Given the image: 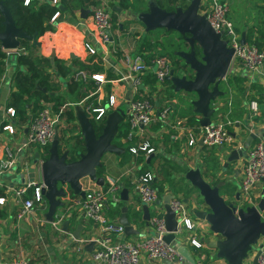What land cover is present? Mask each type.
Masks as SVG:
<instances>
[{
	"label": "crops",
	"instance_id": "0c3cea01",
	"mask_svg": "<svg viewBox=\"0 0 264 264\" xmlns=\"http://www.w3.org/2000/svg\"><path fill=\"white\" fill-rule=\"evenodd\" d=\"M98 1L100 2V6L104 7L114 3L110 9L115 10L118 13V28L112 29V32H120L119 34H117L118 32L116 34L113 33V43L115 40L118 41V43L115 42L117 45H115L116 49L114 54L108 56L104 55L102 48L97 41L96 32L90 19L91 9L93 7L82 8L73 14L62 11L55 20V30L53 32L45 33L43 36L37 39V42L40 44V46L38 47L36 54L46 59L56 58L57 60L66 64H69L73 61L81 63L88 62L89 67H92V64L97 63V60H100L99 72L93 74L91 73L89 78L92 79V76L94 75L103 76L104 82L98 84L92 79L94 81V85L96 86V98L91 100L89 105L94 107L107 106L108 97L111 95L114 96L115 107L110 109L108 112H119L124 117L123 122L126 124L128 110L127 101L130 99L131 94L127 82L124 80L121 81L123 76L126 74V69L122 63V58L124 55H134L138 51L142 39H144L145 35L142 36V34L147 33L145 32L144 26L138 23L137 15L134 13L133 7L124 11L118 6L119 4L117 0ZM86 11H88V13L84 16L83 12ZM263 17L264 16L261 15L257 20H255V23L257 22L258 24L263 19ZM229 19L231 20L230 17ZM233 25L240 36L243 33L245 34V42H247V27L245 29L243 27V29L238 30L235 26V23H233ZM139 39L141 40L139 41ZM86 45L92 47L96 54L90 55L86 49ZM16 52L10 53L11 57L8 60L7 68L0 85V189L4 190V198L7 200L4 205H0V264H7L12 258L19 256L21 253L24 256L25 254L31 256L34 260L38 258L39 260L36 261V264H92L90 257L96 246L93 241L101 235V232L98 225L84 220L77 211H72L71 213L67 214L64 222H68V227L66 231H64L63 227L61 226V232H54L49 226L39 224V221L42 218L45 219V213L47 210L45 206H36L28 218L23 220L16 219V214L20 204L22 203V199L19 200L16 196V193L13 190L11 191V189L16 188V186H20V183H17V181L19 182V179L26 173L32 161L38 156L37 148L35 146H26L28 136L27 125L16 124L14 119L7 113V110L9 109L7 104L11 93L12 77L16 68L14 58V54H16ZM230 75H236L243 78V81H241L239 85L243 88V95L238 97L237 103L234 105V108H232L237 111L240 117L239 120L234 121L239 122L241 127L238 130V128L234 125V127L230 128L229 130H231L233 133L239 131L234 137L235 146L241 145L242 147L249 148L255 139L250 145H248L247 140L251 133H249L247 129L245 130L243 127L247 126L248 128L254 125L256 130L255 132L259 136L264 132V117H262L264 115V83L250 81L247 73L236 64L230 66L227 78ZM226 82L227 81H224L221 85L226 86ZM251 83H256L258 85L250 86ZM161 88H158L157 92L160 91ZM163 89L165 91V87ZM170 90L172 91V88H170ZM146 91H149L148 87H146ZM225 91L226 90H224V93ZM127 92H129L128 99H126ZM260 94L263 96L262 99H260ZM174 95L175 94L172 93L169 96L172 97ZM226 98V96L218 98L215 105H213L214 108H221L224 105V100ZM162 99L166 102L167 98L163 94H160L159 98L156 100H153L152 98L157 111L162 108L160 102ZM170 99L171 98L169 97V100ZM175 102V99H172L169 106L176 105ZM83 105L84 103H80L77 106L81 108ZM160 105L161 108H159ZM254 107L258 111V116L251 118V111ZM81 109L83 110V108ZM219 113H222V111L217 109L212 120H214ZM198 118L200 119V116H198ZM6 125L13 127V134L3 131V127ZM241 130H243V133H240ZM150 131H146L145 140H147L150 146L153 148L151 138L147 137L150 135ZM152 135H154V133ZM120 139L121 138L116 139V145H119L118 147L123 148L125 152H127L126 145H121V143H119ZM171 142L174 146H176L177 141L174 143L171 140ZM235 146L229 150V154L231 151L235 150ZM6 148H10L15 157L14 165L8 169L3 167V162L7 159L5 155ZM195 150L198 156L194 162V167H188L186 165L184 166L189 169L199 168L201 172H203V170H205V167L203 168V166H210L212 164H209V162L217 161L221 167L219 173H223L224 175L228 174L226 176H228V178L230 177L232 180L231 182V180L226 181L223 178H220L226 184L221 190V195L224 198H234L233 196H235V193H237L238 185L240 183V172L237 165L239 159L234 164H229L226 170H223V164L226 162L227 157L229 156V154H227V150L220 148H213V150L208 149L202 145V143H200V140L198 141ZM212 151H214V153ZM122 155L117 156L113 154H105L103 156L100 169L102 173L101 177L104 179V185L102 188L106 187L107 181H114L121 185L122 190H125V201L121 199V203H123L121 209L124 207L127 208V218L130 221L133 230L136 231L137 234L126 235L124 233V236L116 239L135 242L140 241L145 237L153 236L154 233L152 231L151 235H147L144 230L149 226L145 225L143 219L142 221L144 223L140 224L137 220H135L136 218L131 215L132 210L136 209L137 212L141 213L142 218L141 207L143 205L139 203L131 184L133 178L140 171V165L136 164L134 161L123 163ZM151 156H163L167 159L169 158L173 160V158L170 156L151 154L149 155L148 160H146L148 163L151 159ZM211 156L213 158H211ZM159 161V159L154 158L153 165L149 170L144 166L146 170L153 174L154 181L156 178L158 181L162 180L159 173L157 172V166L162 163V161ZM173 162L179 166H183L175 160ZM170 172H172V175L168 179V182H164L163 185L165 190L163 194L159 196L160 199L168 194H172L174 196L180 195L183 198V201L185 200L186 204L193 205L195 210H203L201 199L198 197L196 190L191 188L190 194H188V197L186 196V191L189 190L187 187L189 186L181 179L184 177L185 173L182 174V177L180 178L181 180L177 181L174 186H171L170 180H172L173 174L179 173L177 170H170ZM207 174H209V171L206 173V178ZM81 185L82 190L85 192L97 187L87 178H84L81 181ZM261 185L263 186L264 182L261 183ZM257 186L254 189V193L260 196L262 189L257 188ZM114 206L117 205L109 206L105 211L106 218L112 222H116L122 214L121 212L118 217L112 219V216L109 214L111 212L110 210L113 209ZM159 208L163 213L162 207L159 206ZM62 210L63 208L58 209L57 213L62 212ZM191 219L194 224V228L192 230H184L180 232L177 239L172 244V247L175 249H177L179 246L186 247L191 256H193L196 260V264H203L205 255L202 254V252L206 253L207 255L208 261L206 264H226L224 261L216 259V252L210 249L208 246L209 242H212L217 238L207 231L206 224L204 222L195 219L193 216ZM78 226L81 227L80 237L79 240H75L72 235ZM193 239H196L201 244V249L196 250L191 245V241ZM82 241L88 242L81 245ZM90 244L93 245L90 247ZM259 245L264 247L263 239ZM79 248L81 249L78 251ZM142 262L144 264H162L160 261L148 262L146 259H143Z\"/></svg>",
	"mask_w": 264,
	"mask_h": 264
},
{
	"label": "built area",
	"instance_id": "2783aa9c",
	"mask_svg": "<svg viewBox=\"0 0 264 264\" xmlns=\"http://www.w3.org/2000/svg\"><path fill=\"white\" fill-rule=\"evenodd\" d=\"M29 1L25 0V5ZM52 2L56 4L58 0H52ZM227 5L228 2L226 0H200L198 14L205 16L213 31L221 34V38L226 41L227 47L232 49L231 66L238 65L247 73L250 81L264 83V52L260 51L251 42L241 43V36L237 33L233 23L229 19ZM58 16L59 13H55L51 18V22H54ZM90 19L104 55L114 54L116 48L113 46L112 39L111 12L104 6L93 7ZM86 49L90 55L96 54L95 50L89 45H86ZM11 52L13 51H7L6 54L10 55ZM122 63L126 69V74L121 81L127 82L131 95L127 101L126 124L128 132L125 138L119 140V143L126 145L127 151L134 158L141 160L139 164L140 171L133 178L131 184L139 203L149 208L150 217L148 226L152 229L154 235L135 242L116 239L124 236V227L116 222L109 221L105 216V211L109 206L118 205L121 202L120 193L122 187L118 182L114 181H107L105 188L94 187L86 191L84 198L67 195L61 200L63 204L61 207L63 208L62 212H56L51 223L42 218L39 224L49 226L54 232H61V226L67 214L77 211L84 220L98 225L101 235L93 241L96 246L90 257L92 264H140L143 259H146L148 262L164 260L182 263L184 261L183 257L178 254L172 245H167L163 240L167 232L164 220L160 217L162 210L156 205L160 197L153 186V174L144 167V162L148 160L149 155L154 153V149L145 140L146 131H148L153 123L160 122L162 126H164L163 124L168 125L167 120L172 114L171 106L163 107L157 111L152 99H141L138 97V90L142 87V78L148 71L152 70L154 78L157 81L156 88L158 89L163 86V82L169 75L172 66L167 57L156 56L148 64L141 55L137 54L124 55ZM87 78L89 76L84 71H79L74 75V80L76 81L82 80L85 82ZM92 79L98 84L104 82L103 76L94 75ZM232 94L233 91H229L225 101L228 109L227 112L225 114L219 113L214 120L211 119L209 126L196 129L191 128L190 130L183 126L180 127L178 124H169L168 126L172 130L186 132L184 136L187 147L192 148L197 146L198 141L202 139V145L205 147L227 150V154H229V150L235 146L234 138L231 135L233 132L229 129L234 127V125L236 126V124H238V130L241 127L239 122L232 121L230 118ZM114 107L115 100L114 96L111 95L108 97L107 106L94 107L83 105L81 108H83V111L89 118L94 121H100L103 118L105 119L109 113L108 111ZM214 109L217 111L216 108ZM7 113L10 117H14L13 109H8ZM251 114V118L258 116V111L255 107L252 109ZM59 124L60 120L58 116L47 106L39 111L27 125L28 136L26 146L31 145L37 148L38 166L45 160L46 147L52 142L56 131L58 132ZM243 128L257 136L253 144L249 148H245L242 157L239 158L237 163L240 172V183L237 189L240 204L243 207H250L255 206L259 198V195L254 193V189L258 184L264 182V139L255 132L254 125L248 128L244 126ZM3 131L9 134L14 133V129L10 125L4 126ZM171 140L173 142L177 141L178 137L172 136ZM240 148H242L241 145L235 146V150H239ZM5 155L7 159L3 162V167L8 169L14 165L15 157L10 148L5 149ZM43 187L41 172L37 169L31 184L20 185L11 189V191L13 190L16 193L19 200L22 199V203L16 214L17 220L28 218L36 206H45L46 201L42 195ZM28 193L31 196L25 198ZM6 202L5 198H0V205H4ZM151 206L153 207L151 208ZM169 207L175 214L178 232L194 228L191 217L187 216L185 212V204L181 196H174L169 203ZM87 242L82 241L81 245ZM191 245L196 250L202 247L196 239L191 241ZM258 250L260 251V255L257 264H264V247L261 249L256 248L249 253L243 264H253V259ZM7 264L32 263L30 259L21 253L19 256L12 258Z\"/></svg>",
	"mask_w": 264,
	"mask_h": 264
},
{
	"label": "water",
	"instance_id": "95a60500",
	"mask_svg": "<svg viewBox=\"0 0 264 264\" xmlns=\"http://www.w3.org/2000/svg\"><path fill=\"white\" fill-rule=\"evenodd\" d=\"M199 4L200 0H191L185 9L176 8L172 12H167L155 3H151L147 12H142L137 16V21L144 26L146 33L166 30L175 32L183 38L184 46L188 50L175 53L179 58L178 69L175 71L172 68L165 81L171 84L172 93H182L187 97L195 96V99L188 103L193 107V112L200 116V127H207L216 112L213 108L214 102L224 95L219 87L229 74L233 51L227 47L221 34L213 31L205 16L198 14ZM87 13L88 11L83 12L84 16ZM0 14L4 27L0 32V46L3 50L17 51L21 40L31 42L37 47L40 46L36 35L29 36L15 26L14 20L2 2H0ZM240 41L242 44L245 43L244 33ZM128 96L129 92L126 94V99ZM75 119L84 142V152L79 155V158L74 162H69L68 151L59 152V135L56 131L48 149V157L40 166H38V158L34 159L26 173L19 179L20 185H29L34 180L35 171L40 170L44 186L42 195L47 203L45 219L49 223L53 221L57 210L63 206L61 200L68 195V191H71L73 196L85 197V191L82 190L81 185L84 178L97 187H103L104 179L98 177L96 171L101 167L105 154L120 156L125 153L123 148L115 144L120 125L124 121V117L119 112L112 111L106 115L99 134L93 127L92 119L80 107H75ZM237 133L238 131L232 133V137L234 138ZM260 136L264 138V132ZM256 137L251 133L247 144L250 145ZM244 150L245 147L231 151L223 164V170H226L229 164L237 162ZM184 180L189 183L190 188L197 191L198 197L203 202V210L193 209L191 214L195 219L204 222L207 231L217 238L208 243L209 248L216 252V259L226 264H243L249 253L256 248L263 247L259 243L264 238V185L257 186L262 189L257 204L243 207L221 195V190L226 185L225 182L210 184L199 168H188L184 174ZM124 195L125 190H122L120 197L123 201H125ZM173 198L174 195L168 194L156 202V205L163 209L160 217L165 223L167 234L163 240L167 245H172L180 233L177 229L175 214L169 207ZM184 203L186 204L185 200ZM141 211L142 219L148 226L150 217L148 206L143 205ZM121 212L116 223L124 227L126 235L137 234L127 218V208H122ZM62 227L66 231L68 222L65 221ZM80 231L81 227L78 226L72 235L75 240H79ZM91 245L93 244H90V247ZM176 250L183 257V263L164 260L160 262L162 264H196V260L186 247L179 246ZM259 255L258 250L253 264H257Z\"/></svg>",
	"mask_w": 264,
	"mask_h": 264
},
{
	"label": "trees",
	"instance_id": "16d2710c",
	"mask_svg": "<svg viewBox=\"0 0 264 264\" xmlns=\"http://www.w3.org/2000/svg\"><path fill=\"white\" fill-rule=\"evenodd\" d=\"M127 1L128 0H117L119 4L118 6L121 8V10H128ZM0 2H2L4 7L9 11L12 19L14 20L15 26L21 29L23 32H26L29 36L36 35L37 39L43 36L45 33L53 32L55 30L56 22H51V18L55 13L60 14L62 11H64L69 14H73L75 12H78L82 8L100 6V2L98 0H58L56 4H53L52 0H30L26 5L25 0H0ZM154 2L159 8L167 12H172L176 8L185 9L189 2H191V0H155ZM163 2H167L166 7L164 6ZM255 8L260 10L262 15L264 16V1L262 2V4H256ZM147 11L148 9L143 12ZM117 14V11L112 10V28H118ZM2 22L3 18L0 14V32H2L4 29ZM138 23L140 22L138 21ZM151 33H159L164 37H175L174 41H177V44L173 46L174 52L180 50V43L182 45L181 47L185 48V44L182 40L183 38L175 32L156 30L147 33V35ZM160 40L161 39L156 38L151 43H147L145 42V40L142 41L138 51L135 54L141 55L148 64L155 57L156 53L169 55L167 51H164L163 45L165 44ZM246 41L253 43L260 51L264 52V17L258 24L248 29ZM171 46L172 45H170V47ZM37 50L38 47L32 45L31 42H28L26 40L20 41V47L18 48L16 54H14L16 68L15 73L12 77L11 93L8 99L7 107L9 109H13V119L18 125H28L39 111L47 106L50 107L52 112L56 116H58L60 120V124L58 125L60 153L67 150L62 146V137L66 133V131L70 130L77 132L73 136V144L70 145V148L67 150L68 161L74 162L79 158V155L84 152V142L79 134V127L76 124L75 107L80 103H84V105L87 106L89 105L91 100L96 98V86L94 85V81L90 78H87L85 82H83L82 80L76 81L74 80V75L79 71L86 72L88 76L91 73L93 74L99 72L100 60H97V63L92 64V67L88 66V62L81 63L73 61L69 64H66L62 61L57 60L56 58L46 59L42 56H39L36 54ZM170 56H172L173 59L175 58L173 53L171 52ZM10 57L11 56L7 55L0 46V85L2 83L3 75L7 68V63ZM176 63L178 64L179 60H172L171 65H175ZM177 69V67L174 68L175 71H177ZM226 81V85L228 86L229 90L233 91L234 96L232 97V108H234V105L237 103L238 97H241L243 95V88L239 86L240 82L243 81V78L236 75H230ZM163 85H167L172 88L169 82L164 81ZM257 85L258 84L256 83L250 84V86ZM156 86L157 81L154 78L152 70H150L142 78V87L138 90V97H140L141 99H150L151 93L157 90ZM146 87H148L150 91H146ZM235 91L236 95L234 94ZM226 92L227 90L225 91L223 96H226ZM261 95L262 94H260V99L263 98V96ZM215 103L216 101L214 102V104ZM186 106H188V108L181 111L177 110L178 107L176 105L171 106V123L177 122L178 125H185L186 127L192 129L199 128L200 125L198 115L193 112V107L190 103H187ZM159 108H161V105L159 106ZM217 109L219 111H222V114H225L228 110L226 102H224V105L221 108ZM232 110L233 112L231 111L230 113L231 120H239L240 117L237 111L234 109ZM262 117H264V115ZM180 119H184V122L182 120V122H180ZM92 123L95 131L97 132V134H99L104 124V118L100 121L92 120ZM159 125L162 126V124ZM59 126L63 129H59ZM160 126L158 128H160ZM167 128L168 130L170 129L169 126H167ZM127 132V124L123 122L120 125L117 138H125L127 136ZM49 147L50 145H48L45 150L46 158L48 157ZM153 149H155L154 146ZM150 158L151 159L149 163L147 161L144 163V166L148 170L153 165L154 158L159 159V162L162 161V163L157 166V172L159 173L162 180L158 181V179L156 178V180L153 182V186L157 190L159 196H161L165 190V187L163 185L164 182H168V179L172 175V172H170V170H177L180 174H184L188 170L186 166H179L171 159H167L163 156H151ZM122 161L123 163H127L129 161H134L136 164L141 163L140 159L134 158L128 151L122 155ZM204 167L205 170H203V172L201 173L205 179H207L206 173H208V171L213 172L214 175L221 168L218 163L210 166H203V168ZM100 169L101 167L96 171V175L98 177L102 176ZM181 179L185 181L184 177H182ZM68 192L69 196L76 197L73 196L71 191ZM4 196V190L0 189V198H4ZM30 196L31 194L28 193L26 195V198H29ZM122 205L123 203L120 202L117 206H114L113 209L110 208L111 212L109 215L112 216V219H115L121 214ZM45 207H47L46 202ZM131 215L136 218L135 220H137L140 224L144 223L141 218V213L137 212L136 209L132 210ZM202 254L205 255L203 264H206L208 261L207 255L203 252ZM37 260L39 259H32L30 260V262L32 264H36Z\"/></svg>",
	"mask_w": 264,
	"mask_h": 264
},
{
	"label": "rangeland",
	"instance_id": "374dc122",
	"mask_svg": "<svg viewBox=\"0 0 264 264\" xmlns=\"http://www.w3.org/2000/svg\"><path fill=\"white\" fill-rule=\"evenodd\" d=\"M154 1L155 0H128L127 1L128 9L129 8L131 9V7H133L134 13L138 16L140 13H142L143 11L148 9L149 4L155 3ZM226 1L228 2V5H227L228 16L231 18V21L233 23H235V26L237 27L238 30L243 29V27H244V29L246 27H247V29H250V27H252V26L257 24V22L255 23V20H257L262 15L261 11L255 8V5L256 4H262V2L264 0H226ZM163 3H164V6L166 7L167 6V2H163ZM113 4L109 5L107 7L105 6V8H107L110 12H112L110 7L113 6ZM127 26H129V25H127ZM127 26H126V28H127ZM117 32H116L117 34L120 33L119 31H117ZM113 33H115V31L112 32V36H113ZM142 36H144V39H142V41L145 40V42H147V43H151L156 38L157 39L158 38L161 39L160 41L165 44V45H163V49H164L165 52L167 51V53H169V55L168 54L156 53L155 57L156 56L167 57L169 59V61H170V64L172 63V60H174V61L175 60H179V58L175 55L176 52H178V51H187L188 50V48L186 46H185L186 48L181 47L182 45L180 43V50L174 52L173 46L177 44V41H174L175 37H164L163 35H161L159 33H154V34L151 33V34H148V35L147 34H142ZM113 40H114V38H113ZM140 40L141 39H139V41ZM115 42L118 43L117 40H115ZM115 42L113 43V46L117 45ZM170 45H172V46L170 47ZM181 49H183V50H181ZM4 51L7 52L6 50H4ZM13 52H16V51H13ZM170 52L173 53V55L175 57L174 59L172 58V56H170ZM177 65L178 64L176 63L175 65L172 64L171 66H172V68H175V67H177ZM161 87H160L161 88L160 91L157 92V90H156V91L151 93L150 99L153 98V100L154 99L156 100V99L159 98L160 94L161 95L162 94L165 95V97L168 100L166 99V102L163 101V99L160 101L161 105H162V108L163 107H170L171 105L169 106V104L171 103V100L175 99V101H176L175 104H176V106H178L177 110H180V111L181 110H186L188 108V106H186V104L189 101L195 99V96L187 97V96H182V94H177V95L175 94L174 96L171 97V96H169V95L172 94V91L170 90V87L167 86V85H163ZM164 87H165V91L163 89ZM148 90H149V88H148ZM219 90L221 92H224V90H227L226 97H227V94L229 93V91H232V90H229L227 85L226 86L220 85ZM234 94L236 95V91L234 92ZM232 96H234V95L232 94ZM169 97L171 98L170 100H169ZM225 101H226V99L224 100V102ZM170 119L171 118L169 117L168 120H167V124L168 125L169 124H177V122L176 123H171ZM181 120L184 122V119H180V122H182ZM157 123L151 124L150 128L148 129L149 131L150 130L151 131H150V135L147 136V137L151 138L152 145L155 148L154 149L155 151H154V153L152 155L159 154V155L170 156L171 158H173V160L171 159L172 161L175 160L176 162H178L179 164H181L183 166L186 165L188 167L189 166L194 167V165H195L194 162L196 160V157L198 156L197 152L195 150L196 146L192 147V148L187 147V144H186L187 142H186V139H185V136H184V134L186 132L185 131L180 132V131H176V130H172V129L168 130V128H167L168 125L163 124L164 126H160L159 124H161V123L160 122H157ZM159 126H160V128H158ZM180 127H182V126L180 125ZM183 127H186V126L183 125ZM59 129H63V128H60V126H59ZM186 129L190 130L191 128L186 127ZM75 133H77V132L69 130V131H66V133L62 137V146L64 148H66L67 150L70 148V145L73 144V136H74ZM153 133H154V135H152ZM240 133H243V130H241ZM172 136L173 137L174 136L178 137V140L176 142V146H174L172 144V142H171V137ZM239 138H240V136H239ZM183 143H185V144H183ZM184 145H185V147H184ZM213 148L214 147H211V148L208 147V149H212V150H213ZM224 149H226V148H224ZM212 152L214 153V151H212ZM211 158H213V157L211 156ZM216 163H217V161L209 162V164H212V165H214ZM219 171H220V169H219ZM219 171H217L216 174H214V175H213V172L210 171L209 174H207V180L206 181H208L210 184L213 185L216 182L218 183V181L219 182L223 181V180H221L222 178L224 180H226V181L231 180L230 177L228 178V176H226L228 174L224 175L223 173H219ZM181 177H182V174L180 175V173L179 174H177V173L173 174L172 180H170L171 181V186H174V184L177 181L181 180L180 179ZM231 182H232V180H231ZM17 183H19V182L17 181ZM185 184H188V186H189V187H187L189 190L186 191V196L188 197V194H190V190H191L190 187L191 186L187 182H185ZM237 194H238V192H237ZM235 195H236V193H235ZM176 196H180V195H176ZM227 199H233V198L232 197H230V198L227 197ZM152 207L153 206H151V208ZM192 209H194L193 205L185 204V212H186L187 216H189V217L191 216V210ZM144 232L147 235H151L152 234V229H150L149 227H146ZM25 256H27L28 259H32V257L27 255V254H25Z\"/></svg>",
	"mask_w": 264,
	"mask_h": 264
},
{
	"label": "flooded vegetation",
	"instance_id": "af4514ba",
	"mask_svg": "<svg viewBox=\"0 0 264 264\" xmlns=\"http://www.w3.org/2000/svg\"><path fill=\"white\" fill-rule=\"evenodd\" d=\"M234 198L233 199H229V200H231V201H233V202H236V203H239L240 204V197H239V195H235V196H233ZM241 205V204H240ZM242 206V205H241Z\"/></svg>",
	"mask_w": 264,
	"mask_h": 264
}]
</instances>
